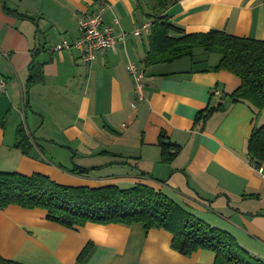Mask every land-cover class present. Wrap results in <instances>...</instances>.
<instances>
[{"label": "crops", "instance_id": "crops-1", "mask_svg": "<svg viewBox=\"0 0 264 264\" xmlns=\"http://www.w3.org/2000/svg\"><path fill=\"white\" fill-rule=\"evenodd\" d=\"M101 2L104 23L126 37L89 63L71 45L81 17ZM152 8L151 0H0V171L40 173L66 186L144 184L264 261V162L259 172L247 153L257 114L227 98L238 77L205 71L219 55L197 50L193 59L143 65L150 33L133 32L154 21ZM163 15L188 34L219 29L264 40V0H170ZM64 43L70 47L53 49ZM129 63L143 71V100ZM218 104L223 109L203 125L195 122ZM22 128L38 144L31 156L15 147ZM164 142L180 147L169 164L161 161ZM171 241L142 224L72 230L42 210H0V255L22 264H214L213 253L183 256Z\"/></svg>", "mask_w": 264, "mask_h": 264}, {"label": "trees", "instance_id": "trees-1", "mask_svg": "<svg viewBox=\"0 0 264 264\" xmlns=\"http://www.w3.org/2000/svg\"><path fill=\"white\" fill-rule=\"evenodd\" d=\"M154 2V12L147 15L149 20L154 21L151 23L143 65L150 67L172 63L185 57L193 59L197 50L206 55H219L217 65L205 71H226L240 79V86L227 97L230 103L247 102L254 113L264 112V40L236 37L219 29L207 33H185L184 29L173 25L163 15L170 0ZM222 109L223 104L208 106L198 112L195 122L203 125ZM33 144L38 146L35 139L25 134L23 128L18 131L15 144L17 149L31 156ZM161 144V161L169 164L180 147ZM171 149L173 154H170ZM247 153L255 166L264 162V125L252 130L247 142ZM76 171L80 174L85 172L82 169ZM10 206L45 211L48 221L72 230L87 224H142L146 232L152 229L169 232L172 235V249L183 256L209 251L215 255L214 264H264L263 260L241 247L230 233L196 218L166 195L144 184L128 189L113 185L99 188L66 186L40 173L27 176L0 171V210ZM90 250L91 246H87L79 260ZM0 264L22 263L0 255Z\"/></svg>", "mask_w": 264, "mask_h": 264}, {"label": "built area", "instance_id": "built-area-1", "mask_svg": "<svg viewBox=\"0 0 264 264\" xmlns=\"http://www.w3.org/2000/svg\"><path fill=\"white\" fill-rule=\"evenodd\" d=\"M108 8L106 2H101L99 7L91 12L84 14L78 22V31L79 37L71 45L82 55V59L85 62H93L96 59V56L101 51L112 50L114 51L117 47L118 42L124 41L126 34L124 32L115 33V29L111 25H107L103 21V14ZM114 24H118V20H114ZM151 24L145 23L140 28H137L133 35L136 37H141L143 34L150 33ZM70 45L64 43L63 45H58L54 47V50L60 51L64 48H69ZM0 55H5L0 51ZM129 72L135 77L138 81L137 83V98L139 100L144 99V95L141 91L140 80L143 77V71L140 70L134 63H129L127 66ZM4 88V83L0 85V90ZM216 94L219 95V92L216 91ZM133 107L135 105L133 104ZM255 168L261 172V166H255Z\"/></svg>", "mask_w": 264, "mask_h": 264}, {"label": "rangeland", "instance_id": "rangeland-1", "mask_svg": "<svg viewBox=\"0 0 264 264\" xmlns=\"http://www.w3.org/2000/svg\"><path fill=\"white\" fill-rule=\"evenodd\" d=\"M148 2V1H147ZM151 2H152V4L154 5V0H151ZM217 55L216 54H212V55H210V57H212L211 58V60L214 58V57H216ZM210 60V61H211ZM209 64V63H208ZM256 122H257V125L258 126H263L264 125V112L263 111H261V112H259L258 114H257V120H256Z\"/></svg>", "mask_w": 264, "mask_h": 264}, {"label": "water", "instance_id": "water-1", "mask_svg": "<svg viewBox=\"0 0 264 264\" xmlns=\"http://www.w3.org/2000/svg\"><path fill=\"white\" fill-rule=\"evenodd\" d=\"M164 144H168V142H164ZM33 157H34V158H38V154H37V153H34V154H33Z\"/></svg>", "mask_w": 264, "mask_h": 264}]
</instances>
